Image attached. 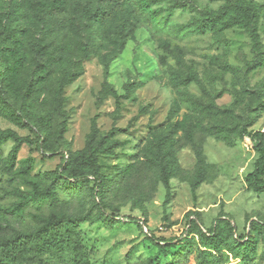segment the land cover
<instances>
[{
  "label": "rangeland",
  "instance_id": "1",
  "mask_svg": "<svg viewBox=\"0 0 264 264\" xmlns=\"http://www.w3.org/2000/svg\"><path fill=\"white\" fill-rule=\"evenodd\" d=\"M53 1L0 0V129L33 140L21 145L14 163L8 157L12 141L1 145L0 207L15 202L14 190H29L26 178L44 185V174L63 155L84 146L94 120L99 135L120 142L114 154L98 156L101 171L113 176L105 214L137 216L155 236L169 238L182 232L189 210L206 227L226 213L237 235L252 230L256 247L243 260L223 251L228 255L223 264H264V193L245 182L256 154L249 137L237 134L264 129V0H178L180 5L156 0L151 8L162 10L156 19L140 10L139 0H128L125 12L106 22L85 15L86 0H60L59 18L51 12ZM225 5L228 10L249 6L256 23L200 32L197 23ZM96 6L92 1L90 7ZM253 27L261 42V65H254ZM73 72L80 75L66 84L64 78ZM31 83L37 95L29 91ZM24 110L52 114L41 149L36 148L40 132L22 118ZM187 129L206 168L194 192L196 155ZM168 130L175 171L167 198L145 157ZM27 159L32 166L24 173ZM57 192V202L28 204L21 216L0 212V224L31 230L36 226L31 214L87 212V192ZM78 231L90 264H145L149 258L162 264L200 262L197 237L166 251L154 247L135 224L109 229L103 217L80 222ZM216 256L207 254L211 260ZM70 257V249L24 254L9 264H70Z\"/></svg>",
  "mask_w": 264,
  "mask_h": 264
},
{
  "label": "trees",
  "instance_id": "2",
  "mask_svg": "<svg viewBox=\"0 0 264 264\" xmlns=\"http://www.w3.org/2000/svg\"><path fill=\"white\" fill-rule=\"evenodd\" d=\"M85 15L96 22H106L113 20L118 14L125 12V4L128 0H86ZM96 2L94 10L90 7L91 2ZM156 0H139V8L150 18L156 19L161 16V9H153L152 4ZM180 5L178 0H172ZM51 12L62 18L63 7L60 0H54L51 4ZM228 10L227 5L218 11L206 15L197 23L200 32L221 28L223 25H239L249 27L256 23L257 14L249 6H236ZM226 13H228L226 15ZM227 16V18H226ZM166 19H168L166 17ZM227 19L228 22H224ZM121 45L123 46V36L126 34V27L120 26ZM254 48L257 53L254 58V65H261V42L255 28L252 29ZM107 69L108 66L105 65ZM80 72H73L64 78L65 83L76 79ZM3 77L0 76V82ZM29 91L37 95V87L34 83L30 84ZM22 118L35 127L39 132L37 138V149H41L43 142L48 139L49 126L52 121L51 112L44 114L30 113L24 110ZM19 117V116H18ZM239 137L247 135L250 145L256 154L252 170L245 176L247 187L257 193H264V129L248 132L245 128L237 131ZM109 134L99 135L96 122L93 120L91 130L87 134L84 146L76 151H68L61 157V162L52 170L44 174L46 183L40 185L34 180L26 178L29 186L27 192L14 190L16 200L7 207H0V212L12 216H21L28 204H40L46 200L51 203L57 202L58 190H68L74 194H88V209L85 214L80 213H49L44 215L31 214L36 226L31 230H22L7 221L0 224V264H9L24 254L41 256L48 253L61 254L68 249L71 251L70 264H90L89 253L84 247L78 226L80 222H93L99 218H105V225L113 229L117 224L125 222L135 224L154 247L161 250H171L179 244H185L194 237L198 240V252L200 262L205 264H223L227 261L228 252L234 258L247 259L254 252L256 238L249 230L244 235H237L235 221L226 213L217 215L209 227L204 226L199 214L196 211H187L184 214L185 226L177 236L169 238L157 237L148 228L147 221L132 215H107L104 208L109 204L106 200L109 188L113 181L111 174L101 171L98 162L99 154H114L115 149L120 146L119 140L112 139ZM186 138L193 145L196 155V163L190 179V189L192 192L204 181L206 168L201 157L200 149L196 146L192 131L186 130ZM11 140L13 145L8 153L11 163H14L16 154L21 145L31 144L27 136H20L11 129H0V148L1 145ZM173 140L169 130L161 134L154 142L153 149L145 157L146 165L153 171L157 182H160L165 191L166 197L170 195L169 180L174 176V163L172 161ZM32 166V160L27 159L22 167L24 173H28ZM94 217V218H93ZM264 229V223L260 224ZM217 255L216 260H211L207 254L213 252ZM222 257H226L225 259ZM145 264H162L159 258H149ZM167 264H176L170 262Z\"/></svg>",
  "mask_w": 264,
  "mask_h": 264
}]
</instances>
